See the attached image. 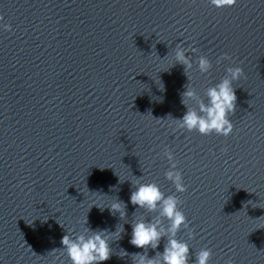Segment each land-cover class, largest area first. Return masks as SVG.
<instances>
[{
    "label": "water",
    "instance_id": "1",
    "mask_svg": "<svg viewBox=\"0 0 264 264\" xmlns=\"http://www.w3.org/2000/svg\"><path fill=\"white\" fill-rule=\"evenodd\" d=\"M3 23L0 264H70L60 237L98 226L112 232L101 264H132L122 248L142 250L128 243L130 223L156 213L128 203L130 182L174 192L165 145L186 185L176 195L193 236L177 238L190 261L206 246L208 264H264V0H0ZM177 43L211 69L194 62L186 80ZM226 66L242 69L230 134L177 127L184 86L203 97ZM116 199L125 216L109 214Z\"/></svg>",
    "mask_w": 264,
    "mask_h": 264
},
{
    "label": "clouds",
    "instance_id": "2",
    "mask_svg": "<svg viewBox=\"0 0 264 264\" xmlns=\"http://www.w3.org/2000/svg\"><path fill=\"white\" fill-rule=\"evenodd\" d=\"M209 3L213 7L219 8L231 6L235 0H209ZM9 27L7 23L0 24V31H7ZM191 51L195 52L196 50L193 48ZM188 52L189 49L182 47L180 43L176 44L173 52V64L183 66V74L186 80H188L186 73L192 68L194 62L202 74L211 69L212 62L207 56L199 55L193 61L187 54ZM227 59V54L221 53L215 62L220 64L221 61ZM224 72L225 74L218 82L204 90L203 97L191 86H184V90L179 93V102L184 106L185 111L181 116L175 118L168 114L176 122L177 127L187 131L195 130L201 135L215 133L226 137L230 134L233 125L228 114L234 111L236 101L232 83L242 75V69L239 66H226ZM160 83L162 91L158 90L163 93L164 85L162 81ZM157 98L152 97L151 99L157 102L163 101L162 95ZM159 155L168 162V167L164 171V178L170 181L174 192L166 195L160 190L159 185L153 182H141L139 177L130 182L133 190L128 195V203L136 206V209L155 212L156 215L148 219H137L130 223L128 243L142 251L127 253L125 249L122 248V250L126 255L135 257L132 264H208L211 256L210 248L201 247L190 261V248L187 241L177 238V232L181 228L187 230L189 239L193 236L186 217L179 207L180 202L176 195V193H183L186 190V185L183 182L181 170L177 167L173 152L165 145ZM119 179L118 177V181ZM109 187L114 186L110 185ZM121 205H123L124 211H120ZM107 208L109 214L118 213L119 216H125V202L122 200L116 199ZM100 210L103 211L104 208ZM162 221H166V224ZM122 231H124L123 225ZM110 233L112 232L107 228H100L99 226L94 229L86 227L84 231L79 233L64 232L60 237V248L68 257L70 264H101L110 257L108 243V234ZM162 239V250L155 251L149 257L147 250L149 248L157 249ZM29 247L31 246L29 245ZM224 264H233V260L229 258L224 261Z\"/></svg>",
    "mask_w": 264,
    "mask_h": 264
}]
</instances>
